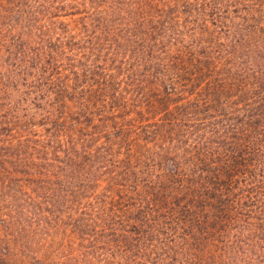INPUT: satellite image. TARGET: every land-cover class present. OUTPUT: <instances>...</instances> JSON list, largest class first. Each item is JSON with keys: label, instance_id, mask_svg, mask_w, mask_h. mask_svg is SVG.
Instances as JSON below:
<instances>
[{"label": "trees", "instance_id": "16d2710c", "mask_svg": "<svg viewBox=\"0 0 264 264\" xmlns=\"http://www.w3.org/2000/svg\"><path fill=\"white\" fill-rule=\"evenodd\" d=\"M263 25L264 0H0L6 173L84 169L99 235L161 263L234 232L251 263L197 264H264Z\"/></svg>", "mask_w": 264, "mask_h": 264}, {"label": "rangeland", "instance_id": "374dc122", "mask_svg": "<svg viewBox=\"0 0 264 264\" xmlns=\"http://www.w3.org/2000/svg\"><path fill=\"white\" fill-rule=\"evenodd\" d=\"M236 29H243L247 38L250 37V31L244 25H237ZM259 32L255 36L264 40V31ZM260 52L264 53V48L260 47ZM26 104L28 111L21 112L36 114L33 103L27 101ZM2 160L0 156V264H197L252 261L240 257L239 254L245 253L242 250L247 244L238 242L234 232L217 235L215 240L210 241L204 237H188L187 241L181 239L172 245V258L168 257L167 260L169 263H161L163 251L150 249L148 242H145L147 248L144 247L143 251L136 246L122 249L115 246L109 236L99 235L103 223L94 215L99 205V193L98 196L95 193L99 189L91 191L87 186L86 189L79 187L80 184H86L82 175L84 169L81 173L76 170L79 168L77 166L71 172L66 171L67 168H58V161H55L54 167H45L47 164L42 161L34 169L28 170L32 173L30 176L24 173L8 174ZM70 176L76 177L72 179ZM102 177L107 176L103 174ZM69 181H73L71 188H79L78 195L71 196L72 201L69 202L67 197L55 200L52 188L64 187ZM92 196H96V199L90 200ZM77 207L86 208L90 214L74 217ZM252 239L256 238L250 233L244 237L248 242H253ZM253 247L260 253V243Z\"/></svg>", "mask_w": 264, "mask_h": 264}]
</instances>
